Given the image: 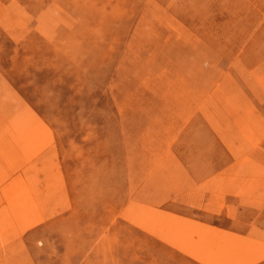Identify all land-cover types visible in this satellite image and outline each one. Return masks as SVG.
<instances>
[{"label":"rangeland","instance_id":"obj_1","mask_svg":"<svg viewBox=\"0 0 264 264\" xmlns=\"http://www.w3.org/2000/svg\"><path fill=\"white\" fill-rule=\"evenodd\" d=\"M156 2L0 0V264H264V0Z\"/></svg>","mask_w":264,"mask_h":264},{"label":"bare ground","instance_id":"obj_2","mask_svg":"<svg viewBox=\"0 0 264 264\" xmlns=\"http://www.w3.org/2000/svg\"><path fill=\"white\" fill-rule=\"evenodd\" d=\"M149 1H150V0H149ZM172 1H173V0H172ZM174 1H175V0H174ZM87 2H88V1H87ZM155 2H156V0H155ZM169 2H170V1H169ZM169 2H168V3H169ZM3 3H4V2H3ZM146 3H147V2H146ZM149 3H150V2H149ZM156 3H157V2H156ZM172 3H173V2H172ZM96 4H97V3H96ZM144 4H145V3H144ZM147 4H148V3H147ZM150 4H151V3H150ZM148 5H149V4H148ZM167 5H168V4H167ZM100 6H101V5H100ZM154 6H155V5H154ZM160 6H161V5H160ZM105 7H106V6H105ZM143 7H144V6H143ZM152 7H153V6H152ZM158 7H159V4H158ZM148 8H149V7H148ZM142 9H143V8H142ZM146 10H147V9H146ZM57 11H58V10H57ZM150 11H151V10H150ZM12 12H13V11H12ZM158 12H159V11H158ZM166 12H167V10H166ZM142 13H143V12H141V14H142ZM159 13H160V12H159ZM161 13H162V12H161ZM161 13H160V15H161ZM261 13H262V12H261ZM142 15H143V14H142ZM146 15H147V14H146ZM155 15H156V14H155ZM167 15H168V14H167ZM147 16H148V15H147ZM150 16H151V15H150ZM169 16H170V14H169ZM5 17H6V16H5ZM18 17H20V16H18ZM173 17H174V16H173ZM263 17H264V16H263ZM3 18H4V17H3ZM161 18H162V17H161ZM167 18H168V17H167ZM147 19H151V18L148 17ZM159 19H160V18H159ZM162 19H164V18H162ZM19 20H20V19H19ZM143 20H144V19H143ZM43 21H44V20H43ZM173 21H175V20H173ZM41 22H42V21H41ZM153 23H154V21H153ZM170 23H173V22L170 21ZM181 23H182V22H181ZM14 24H15V23H14ZM143 24H144V23H143ZM178 24H179V23H178ZM141 25H142V24H141ZM259 25H260V22H259ZM139 26H140V25H139ZM161 26H162V25H161ZM171 26H172V25H171ZM153 27H154V26H153ZM168 27H169V26H168ZM256 27H258V25H257ZM137 28H138V27H137ZM47 29H48V28H47ZM165 29H166V28H165ZM171 29H172V28H171ZM173 29H175L174 26H173ZM187 29H188V28H187ZM255 29H257V28H255ZM149 30H150V29H149ZM151 31H152V30H151ZM172 31H173V30H172ZM191 32H192V31H191ZM141 33H142V32H141ZM192 33H193V32H192ZM136 34H138V33H136ZM142 34H143V33H142ZM251 34H252V33H251ZM176 35H177V33H176ZM176 35H175V36H176ZM193 35H194V34H193ZM195 35H196V34H195ZM137 36H138V35H137ZM140 36H141V35H140ZM180 36H181V35H180ZM85 37H86V36H85ZM144 37H145V36H144ZM87 38H88V37H87ZM142 38H143V37H142ZM181 38H182V37H181ZM129 39H130V38H129ZM174 39H177V37L174 38ZM190 39H191V38H190ZM201 39H202V38H201ZM132 40H133V38H132ZM142 40H143V39H142ZM148 40H149V39H148ZM148 40H147V41H148ZM178 40H179V39H178ZM184 40H186V39L184 38ZM196 40H197V39H196ZM199 40H200V37H199ZM199 40H198V41H199ZM136 41H137V39H136ZM136 41H134V42H136ZM180 41H181V40H180ZM189 41H190V42H189ZM189 41H188L189 43H192L191 40H189ZM128 42H129V41H128ZM145 42H146V41H145ZM199 42H200V41H199ZM199 42H198V43H199ZM142 43H143V42H142ZM195 43H196V42H195ZM205 43H206V42H205ZM127 44H128V43H127ZM143 44H144V43H143ZM189 45H190V44H189ZM208 45H209V44H208ZM128 46H129V44H128ZM209 46H210V45H209ZM17 47H18V46H17ZM124 47H125V46H124ZM126 47H127V46H126ZM134 47H135V46H134ZM141 47H142V46H141ZM242 47H243V46H242ZM144 48H145V47H144ZM139 49H140V48H139ZM145 49H146V48H145ZM209 49H210V48H209ZM124 50H125V49H124ZM131 50H132V49H131ZM196 50H197V49H196ZM202 50H203V49H202ZM202 50H201V51H202ZM125 51H126V50H125ZM125 51H124V52H125ZM127 51H128V50H127ZM140 51H141V50H140ZM191 51H192V50H191ZM240 51H241V50H240ZM240 51H239V52H240ZM131 52H132V51H131ZM203 52H205V51L203 50ZM212 52H213V51H212ZM134 53H135V52H134ZM129 54H130V53H129ZM216 54H217V53H216ZM127 55H128V54H127ZM193 55H194V54H193ZM193 55H192V56H193ZM204 55H205V53H204ZM238 55H239V54H238ZM123 56H124V55H123ZM128 56H129V55H128ZM162 56H163V53H162ZM162 56H161V58H162ZM165 56H166V55H165ZM167 56H168V55H167ZM167 56H166V57H167ZM173 56H174V55H173ZM186 56H187V55H186ZM218 56H219V55H218ZM119 57H120V56H119ZM119 57H118V58H119ZM141 57H142V56H141ZM146 57H147V56H146ZM146 57H145V58H146ZM163 57H164V56H163ZM209 57H210V56H209ZM212 57H213V56H212ZM129 58H130V57H129ZM148 58H149V57H148ZM152 58H153V57H152ZM152 58H151V59H152ZM201 58H202V57H201ZM222 58H223V57H222ZM120 59H121V58H120ZM143 59H144V58H143ZM164 59H165V58H164ZM166 59H167V58H166ZM238 59H239V58H238ZM118 60H119V59H118ZM122 60H123V59H122ZM122 60H121V61H122ZM134 60H135V58H134ZM136 60H137V59H136ZM167 60H169V58H168ZM194 60H195V59H194ZM235 60H236V59H235ZM235 60H234V61H235ZM123 61H124V60H123ZM130 61H131V60H130ZM159 61H160V60H159ZM164 61H165V60H164ZM187 61H188V60H187ZM204 61H205V60H204ZM204 61H203V62H204ZM152 62H153V61H152ZM165 62H166V61H165ZM189 62H190V61H189ZM212 62H213V61H212ZM212 62H210V63H212ZM235 62H236V61H235ZM237 62H238V61H237ZM120 63H121V62H120ZM139 63H140V61H139ZM149 63H150V62H149ZM162 63H163V62H162ZM162 63L160 62V64H162ZM167 63H168V62H167ZM191 63H192V62H191ZM215 63H216V62H215ZM219 63H220V62H219ZM242 63H243V62H242ZM143 64H145V63H143ZM147 64H148V63H147ZM147 64H146V65H147ZM152 64H153V63H152ZM196 64H197V63H196ZM122 65H123V64H122ZM141 65H142V64H141ZM146 65H145V66H146ZM171 65H172V64H171ZM220 65H221V63H220ZM229 65H232V64H229ZM158 66H159V65H158ZM161 66H162V65H161ZM176 66H177V64H176ZM197 66H198V64H197ZM206 66H207V65H206ZM216 66H217V65H216ZM233 66H234V65H233ZM233 66H232V67H233ZM243 66H245V65L243 64ZM143 67H144V65H143ZM146 67H147V66H146ZM159 67H160V66H159ZM186 67H188V66H186ZM192 67H193V66H192ZM194 67H195V66H194ZM198 67H199V66H198ZM202 67H203V66H202ZM128 68H129V66H128ZM164 68H165V67H164ZM173 68H174V67H173ZM173 68H171V70H172ZM204 68H205V67H204ZM220 68H221V67H219V69H220ZM241 68H243V67H241ZM244 68H245V67H244ZM176 69H177V68H176ZM200 69H201V68L199 67V70H200ZM207 69H208V68H207ZM213 69H215V68H213ZM221 69H222V68H221ZM235 69H236V68H235ZM245 69H246V68H245ZM248 69H249V68H248ZM248 69H247V70H248ZM126 70H127V69H126ZM151 70H153V69L151 68ZM161 70H162V69H161ZM161 70H160V71H161ZM192 70H193V69H192ZM195 70H196V69H195ZM223 70H224V69H223ZM135 71H138V70H135ZM165 71L168 72L169 70H165ZM190 71H191V70H190ZM210 71H211V70H210ZM213 71H214V70H213ZM217 71H218V70H217ZM219 71H220V70H219ZM219 71H218V73H220ZM226 71H227V70H226ZM161 72H162V71H161ZM183 72H184V71H183ZM183 72H182V73H183ZM186 72H187V71H186ZM188 72H189V70H188ZM194 72H195V71H194ZM194 72H193V74H194ZM199 72L201 73V71H199ZM202 72H203V69H202ZM208 72H209V71H208ZM221 72H222V71H221ZM243 72H244V71H243ZM158 73H160V72H158ZM174 73H175V72H174ZM190 73H191V72H190ZM203 73H204V72H203ZM131 74H132V73H131ZM137 74H138V72H137ZM146 74H147V73H146ZM151 74H152V73H151ZM162 74H163V73H162ZM165 74H167V73H165ZM185 74H186V73H185ZM193 74H190V75L192 76ZM209 74H210V73H209ZM209 74H208V75H209ZM216 74H217V73H216ZM133 75H134V74H132V76H133ZM148 75H149V74H148ZM211 75H212V74H211ZM225 75H227V74H225ZM125 76H126V74H125ZM128 76H129V75H128ZM167 76H169V75L167 74ZM182 76H183V75H182ZM182 76H181V77H182ZM195 76H196V75H195ZM206 76H207V74H206ZM223 76H224V75H223ZM129 77H130V76H129ZM134 77H135V76H134ZM138 77H139V75H138ZM144 77H145V76H144ZM170 77H171V76H170ZM177 77H178V76H177ZM187 77H188V76H187ZM192 77H193V76H192ZM207 77L210 78L211 76H207ZM213 77H214V76H213ZM217 77H218V76H217ZM220 77H221V76H220ZM227 77H228V76H227ZM253 77H254V76H253ZM120 78H121V77H120ZM146 78H147V77H146ZM159 78H160V77H159ZM172 78H173V77H172ZM175 78H176V77H175ZM179 78H180V77H179ZM188 78L191 79L190 76H189ZM196 78H197V77H196ZM196 78H194V80H195ZM204 78H205V77H204ZM223 78H224V77H223ZM114 79H115V78H114ZM135 79H136V78H135ZM143 79H144V78H143ZM168 79H169V78H168ZM168 79H167V80H168ZM180 79H181V78H180ZM216 79H217V78H215V80H216ZM246 79H248V78H246ZM150 80H151V78H150ZM150 80H148V81H150ZM160 80H161V79H160ZM181 80H182V79H181ZM181 80H180V81H181ZM194 80H193V81H194ZM203 80H204V79H203ZM208 80H209V79H208ZM213 80H214V79H213ZM227 80H230V79L227 78ZM115 81H116V80H115ZM124 81H125V80H124ZM139 81H140V80H139ZM139 81H138V82H139ZM144 81H145V80H144ZM144 81H143V82H144ZM157 81H158V80H157ZM175 81H176V80H175ZM190 81H192V79H191ZM201 81H202V80H201ZM231 81H232V80H231ZM146 82H147V81H146ZM151 82H152V80H151ZM164 82H166V81H164ZM178 82H179V80H178ZM208 82H209V81H208ZM140 83H141V82H140ZM172 83H174L173 85L176 86L174 80H173ZM189 83H190V82H189ZM195 83H197V82H195ZM198 83H199V81H198ZM203 83H204V82H203ZM220 83H222V82H220ZM227 83H228V81H227ZM231 83H232V82H231ZM117 84H118V83H117ZM141 84H142V83H141ZM149 84H150V83H149ZM149 84H148V87H149ZM154 84H155V83H154ZM168 84H169V83H168ZM193 84H194V83H193ZM201 84H202V82H201ZM201 84H199V85H201ZM209 84H210V83H209ZM223 84H224V83H223ZM225 84H226V83H225ZM107 85H108V84H107ZM144 85H145V83H144ZM163 85H165V83H163ZM170 85H172L171 82H170ZM173 85H172V87H173ZM203 85H204V84H203ZM227 85H228V84H227ZM151 86H152V84H151ZM157 86H158V85H157ZM160 86H161V85H160ZM178 86H179V85H178ZM178 86H176L177 89H178ZM184 86H185V85H184ZM184 86H182V87H184ZM187 86H188V85H187ZM189 86H190V85H189ZM191 86H192V85H191ZM206 86H209L208 83H207ZM221 86H222V84H221ZM223 86H224V85H223ZM223 86H222V87H223ZM228 86H229V85H228ZM116 87H117V86H116ZM129 87H130V86H129ZM162 87H163V86H162ZM162 87H161V88H162ZM192 87H193V86H192ZM192 87H191V88H192ZM202 87H203V86H202ZM222 87H221V88H222ZM226 87H227V86H226ZM0 88H1V87H0ZM130 88H131V87H130ZM157 88H158V87H157ZM159 88H160V87H159ZM161 88H160V89H161ZM165 88H166V87H165ZM191 88H190V90H191ZM205 88H206V87H205ZM214 88H215V87H214ZM149 89H150V88H149ZM170 89H171V88H170ZM193 89H194V87H193ZM198 89H200V88H198ZM222 89H223V88H222ZM129 90H131V89H129ZM158 90H159V89H158ZM158 90H156V91H158ZM172 90H173V89H172ZM175 90H176V88H175ZM203 90H204V89H203ZM230 90H233V88H232V89L230 88ZM248 90H249V89H248ZM260 90H262V88H261ZM260 90H259V91H260ZM9 91H10V90H9ZM161 91H163V90H161ZM169 91H170V90H169ZM173 91H174V90H173ZM177 91H178V93H179V90H177ZM185 91H189L188 88H187V90H185ZM224 91H225V90H224ZM226 91H227V89H226ZM226 91H225V92H226ZM189 92H190V91H189ZM192 92H193V91H192ZM192 92H190V93H192ZM195 92H196V89H195ZM199 92H200V90H199ZM206 92H207V91H206ZM230 92H232V91H230ZM9 93H10V92H9ZM168 93H169V92H168ZM171 93H172V92H171ZM175 93H176V91H175ZM181 93H183V91H181ZM181 93H180V94H181ZM186 93H188V92H186ZM186 93H185V94H186ZM190 93H188V94H190ZM208 93H209V92H208ZM261 93H262V92H261ZM166 94H167V93H166ZM10 95H11V93H10ZM13 95H14V93H13ZM157 95H158V94H157ZM157 95H156V96H157ZM168 95H169V94H168ZM176 95H177V94H176ZM197 95H199V94L197 93ZM229 95H230V94H229ZM259 95H260V94H259ZM162 96H163V95H162ZM188 96H189V95H188ZM203 96H204V94H203ZM209 96H210V95H209ZM211 96H213V95L211 94ZM239 96H240V95H239ZM255 96H256V94H255ZM263 96H264V94H263ZM185 97H186V96H185ZM193 97H194V96H193ZM205 97H206V96H205ZM213 97H214V96H213ZM213 97H212V98H213ZM230 97H231V96H230ZM230 97H229V98H230ZM156 98H157V97H156ZM158 98H159V97H158ZM164 98H166V96H165ZM186 98H187V97H186ZM201 98H202V97H201ZM209 98H211V97H208V99H206V100H208V101L204 100V102H205V101H206V103L209 102ZM212 98H211V99H212ZM263 98H264V97H263ZM170 99H171V98H169V100H170ZM172 99H175V98H172ZM187 99H188V98H187ZM194 99H195V98H194ZM211 99H210V100H211ZM230 99H231V98H230ZM163 100H164V99H163ZM165 100L168 101V99H165ZM165 100H164V101H165ZM176 100H177V98H176ZM192 100H193V99H192ZM196 100H198V99H196ZM201 100H202V99H201ZM213 100H215V99H213ZM235 100H237V99H235ZM174 101H175V100H174ZM179 101H180V100H178V102H179ZM168 102H169V101H168ZM175 102H176V101H175ZM175 102H173V104H174ZM184 102H185V101H184ZM189 102H191V101H189ZM210 102H212V101H210ZM262 102H263V101H262ZM166 103H167V102H166ZM179 103H182V101H180ZM206 103H205V104H206ZM214 103H215V102H214ZM234 103H235V102H234ZM236 103H237V102H236ZM263 103H264V102H263ZM27 104H28V103H27ZM175 104H176V103H175ZM182 104H183V103H182ZM184 104H185V103H184ZM193 104H194V102H193ZM163 105H164V104H163ZM207 105H209V104L207 103ZM210 105H212V104H210ZM216 105H217V104H216ZM218 105H219V104H218ZM234 105H235V104H234ZM166 106L168 107V105H166ZM180 106L183 107V105H181V104H180ZM185 106H186V105H185ZM188 106H189V105H188ZM188 106H186V107H187V110H188ZM191 106H192V105H191ZM193 106H194V105H193ZM200 106H201V105H200ZM219 106H220V105H219ZM239 106H240V105H239ZM247 106H248V105H247ZM247 106H246V107H247ZM262 106H263V105H262ZM24 107H25V106H23V108H24ZM146 107H147V106H146ZM169 107H170V106H169ZM172 107H173V105H172ZM216 107H217V106H216ZM246 107H245V108H246ZM248 107H249V106H248ZM248 107H247V108H248ZM173 108H174V107H173ZM173 108H172V109H173ZM191 108H192V107H191ZM198 108H199V107H198ZM198 108H197V109H198ZM247 108H246V110H247ZM168 109H169V108H168ZM174 109H175V108H174ZM182 109H183V108H182ZM220 109L222 110V108L219 107V110H220ZM250 109H251V108H250ZM26 110H27V109H26ZM26 110H25V111H26ZM187 110H186L185 112H187ZM210 110H211V109H210ZM219 110H218V111H219ZM221 110H220V111H221ZM238 110H239V109H238ZM27 111H28V110H27ZM27 111H26V112H27ZM29 111H30V110H29ZM173 111H174V110H173ZM175 111H176V110H175ZM175 111H174V112H175ZM197 111H198V110H197ZM212 111H213V110H212ZM239 111H240V110H239ZM254 111H255V110H254ZM26 112H25V113H26ZM30 112H31V111H30ZM183 112H184V110H183ZM213 112H214V111H213ZM216 112H217V111H216ZM222 112H223V110H222ZM246 112H247V111H246ZM27 113H28V112H27ZM27 113H26V114H27ZM176 113H177V112H176ZM176 113H175V114H176ZM218 113H219V112H218ZM244 113H245V112H244ZM18 114H19V113H18ZM177 114H178V113H177ZM179 114H180V113H179ZM181 114H182V113H181ZM185 114H186V113H185ZM214 114H215V113H214ZM222 114H223V113H222ZM222 114H221V115H222ZM20 115H21V114H20ZM27 115H28V114H27ZM37 115H38V114H37ZM221 115H220V116H221ZM225 115H227V114L225 113L224 116H225ZM28 116H29V115H28ZM185 116H186V115H185ZM185 116H184L183 119H185ZM12 117H13V116H12ZM226 117H227V116H226ZM29 118H30V117H29ZM33 118H34V117H33ZM181 118H182V117H181ZM218 118H221V117H218V116H217V119H218ZM221 119L224 120V117L221 118ZM227 119H228V118H226V120H227ZM236 119H238V118H236ZM257 119H258V117H257ZM16 120H17V119H16ZM16 120H15V121H16ZM36 120H37V119H36ZM229 121H231V120L229 119ZM16 122H17V121H16ZM31 122H32V121H31ZM221 122H222V121H221ZM226 122H227V121H225V123H226ZM236 122H237V121H236ZM239 122H240V121H239ZM260 122H261V121H260ZM248 123H249V122H248ZM221 124H224V123H221ZM227 124H228V123H227ZM253 124H254V122H253ZM32 125H33V124H32ZM249 125L251 126L250 123H249ZM255 125H256V124H255ZM19 126H20V125H19ZM185 126H186V125H185ZM223 126H224V125H223ZM9 127H10V126H9ZM33 127H34V126H33ZM33 127H32V128H33ZM253 127H254V126H253ZM253 127H252V128H253ZM256 127H257V126H256ZM262 127H263V126H262ZM1 128H2V126H1ZM184 128H185V127H184ZM239 129H240V128H239ZM257 129H258V128H257ZM261 129H262V128H261ZM11 130H12V129H11ZM29 130H30V129H29ZM254 131H255V130H254ZM258 131H259V130H258ZM25 132H26V131H25ZM25 132H24V133H25ZM255 132H256V131H255ZM259 133H260V131H259ZM5 134H6V133H5ZM260 134H261V133H260ZM1 135H3V134H1ZM177 135H178V134H177ZM263 135H264V134H263ZM6 137H7V136H6ZM6 137H5V138H6ZM176 137H178V136H176ZM2 138H3V136H2ZM7 138H8V137H7ZM263 138H264V137H263ZM9 139H10V138H9ZM6 141H7V140H6ZM6 141L4 140V142H6ZM8 141H9V140H8ZM175 141H176V140H175ZM205 141H206V140H205ZM121 142H122V140H121ZM12 143H13V142H12ZM173 143H174V142H173ZM173 143H172V144H173ZM260 143H261V142H260ZM2 144H3V141H2ZM9 144H10V143H9ZM13 144H14V143H13ZM6 145H7V144H6ZM6 145H5V146L3 145V149L6 147ZM10 145H11V144H10ZM259 145H260V144H259ZM0 146H1V145H0ZM257 146H258V145H257ZM13 147H14V146H13ZM13 147H12V148H13ZM15 147H16V146H15ZM15 147H14V148H15ZM20 147H21V146H20ZM6 148H7V147H6ZM47 148H48V147H47ZM9 149H11L10 146H9ZM18 149H19V148H18ZM24 149H25V148H24ZM49 149H50V148H49ZM255 149H256V148H255ZM5 150H6V149H5ZM25 150H26V149H25ZM44 150H45V149H44ZM252 150H253V149H252ZM260 150H261V149H260ZM6 151H7V150H6ZM16 151H17V150H16ZM16 151H13V152L15 153ZM26 151H27V150H26ZM191 151H192V149H191ZM253 151H255V150H253ZM0 152H2V151H1V148H0ZM19 152H20V151H19ZM19 152H18V153H19ZM251 152H252V151H251ZM251 152H250V153H251ZM14 153H13V154H14ZM20 153H21V152H20ZM28 153H29V152H28ZM252 153H253V152H252ZM254 153H255V152H254ZM3 154H4V153H3ZM15 154H16V153H15ZM17 155H18V154H17ZM17 155H16V156H17ZM20 155H21V154H20ZM249 155H250V154H249ZM260 155H261V154H260ZM260 155H259V157H260ZM5 156H6V155H5ZM5 156H3V157H5ZM12 156H14V155H12ZM12 156H11V157H12ZM29 156H30V155H29ZM174 156H175V155H174ZM202 156H203V155H202ZM246 156H247V155H246ZM7 157H8V155H7ZM21 157H22V156H21ZM24 157H25V156H24ZM163 157H164V156H163ZM176 157H177V156H176ZM197 157H198V156H197ZM204 157H205V156H204ZM243 157H244V156H243ZM248 157H250V156H248ZM263 157H264V156H262V158H263ZM8 158H9V157H8ZM13 158H14V157H13ZM34 158H35V157H34ZM34 158H33V159H34ZM2 159H3V158H2ZM4 159H6V157H5ZM244 159H245V158H244ZM252 159L254 160V158H252ZM263 159H264V158H263ZM10 160L12 161L13 159H10ZM15 160H16V158H15ZM15 160H14V161H15ZM165 160H166V159H165ZM178 160H179V159H178ZM249 160H250V159H249ZM6 161H7V160H6ZM6 161H5V165L7 164ZM251 161H252V160H251ZM256 161H258V160H256ZM7 162H8V161H7ZM16 162H17V160H16ZM179 162H180V161H179ZM263 162H264V161H263ZM3 163H4V162H3ZM10 163H11V162H10ZM10 163H9V165H10ZM12 163H13V161H12ZM167 163H168V162H167ZM180 163H181V162H180ZM243 163H245V162H243ZM261 163H262V162H261ZM38 164H39V163H38ZM157 164L159 165V163H157ZM7 165H8V164H7ZM7 165H6V166H7ZM16 165H17V164H16ZM186 165L188 166V164H186ZM259 165H260V164H259ZM262 165H263V163H262ZM23 166H24V165H23ZM32 166H33V165H32ZM156 166H157V165H156ZM156 166H155V167H156ZM177 166H178V165H177ZM9 167H10V166H7V169H8V170H10V169L13 170L11 167H10V168H9ZM13 167H14V166H13ZM158 167H159V166H158ZM231 167H232V166H231ZM263 167H264V166H263ZM21 168H22V167H21ZM58 168H59V167H58ZM172 168H173V167H172ZM180 168H181V167H180ZM205 168H206V167H205ZM205 168H204V169H205ZM207 168H208V167H207ZM210 168H211V167H210ZM210 168H209V169H210ZM261 168H262V167H261ZM158 169H159V168H158ZM214 169H215V168H214ZM263 169H264V168H263ZM11 170H10V171H11ZM16 170H17V169H16ZM200 170H201V169H200ZM222 170H223V169H222ZM244 170H245V169H244ZM123 171H124V170H123ZM258 171H259V170H258ZM15 172H16V171H15ZM38 172H39V171H38ZM217 172H218V171H217ZM232 172H234V171H232ZM39 173H40V172H39ZM1 174H2V173H1ZM17 174H18V173H17ZM42 174H43V173H42ZM189 174H190V173H189ZM3 175H5V174H3ZM6 175H7V174H6ZM39 175H40V174H39ZM206 175H207V174H206ZM20 176H21V175H20ZM147 176H148V175H147ZM179 176H180V175H179ZM222 176H223V175H222ZM5 177H6V176H5ZM226 177H227V175H226ZM228 177H229V176H228ZM238 177H241V176L238 175ZM3 178H4V177H3ZM7 178H8V177H7ZM7 178H6V179H7ZM173 178H174V177H173ZM209 178H210V181H211V177H209ZM209 178H208V179H209ZM212 178H213V177H212ZM242 178H243V176H242ZM242 178H241V181H242ZM144 179H145V177H144ZM206 179H207V178H206ZM208 179H207V181L209 182ZM225 179H226V178H225ZM227 179H229V178H227ZM212 180H213V179H212ZM214 180H215V179H214ZM216 180H218V179L216 178ZM238 180H240V179H238ZM4 181H5V180H4ZM125 181H126V180H125ZM143 181H144V180H143ZM203 181H204V180H203ZM226 181H227V180H226ZM241 181H240V182H241ZM34 182H35V181H34ZM183 182H184V181H183ZM212 182H213V181H212ZM214 182H215V181H214ZM38 183H39V182H38ZM200 183H202V182H200ZM200 183H199V184H200ZM220 183H221V182H220ZM222 183H224V182H222ZM232 183H233V182H232ZM238 183H239V182H238ZM26 184H27V183H26ZM185 184H186V183H185ZM186 185H187V184H186ZM206 185H207V184H206V182H205V184H204L205 188H206ZM218 185H219V184H217V186H218ZM262 185H263V184H262ZM262 185H261V186H262ZM9 186H10V185H9ZM40 186H41V185H40ZM202 186H203V184H202ZM202 186H201V187H202ZM204 186H203V188H204ZM208 186H209V185H208ZM208 186H207V187H208ZM221 186H222V185H221ZM221 186H219V187H221ZM139 187H140V186H139ZM215 187H216V186H215ZM222 187H223V186H222ZM263 187H264V186H263ZM217 188H218V187H217ZM217 188H216V189H217ZM228 188H229V187H228ZM236 188H237V187H236ZM135 189H136V188H135ZM197 189H198V188H196V190H197ZM216 189H214V190L217 191ZM219 189H220V188H219ZM262 190H263V192H264V189H262ZM262 190L260 191V189H259V193H258L257 195L255 194V196H258V197H259V194H261L262 197H264L263 194H262V193H263ZM204 191H205V190H204ZM234 191H235V190H234ZM192 192H193V191H192ZM202 192H203V191H202ZM202 192H201V193H202ZM218 192H219V191H218ZM260 192H262V193H260ZM132 193H133V192H132ZM134 193H135V192H134ZM187 193H190V192H187ZM197 193H198V192H197ZM233 193H234V192H233ZM141 194H142V193H141ZM191 194H192V193H191ZM227 194H228V193H227ZM231 194H232V193H230V195H231ZM0 195H1V194H0ZM192 195H193V194H192ZM204 195H205V194H204ZM253 195H254V194H253ZM6 196H7V195H6ZM180 196H181V195H180ZM189 196H190V195H189ZM198 196H199V194H198ZM200 196H201V195H200ZM255 196H254V197H255ZM129 197H130V196H129ZM251 197H252V196H251ZM2 198H3V197H2ZM162 198H163V197H162ZM8 199H9V198H8ZM12 199H13V198H12ZM21 199H22V198H21ZM143 199H144V198H143ZM151 199H152V198H151ZM172 199H173V198H172ZM172 199H171V200H172ZM28 200H29V199H28ZM190 200H191V199H190ZM5 201H6V200H5ZM128 202H129V201H128ZM130 202H131V201H130ZM176 202H177V201H176ZM1 203H2V202H1ZM1 203H0V204H1ZM36 203H37V202H36ZM70 203H71V202H70ZM132 203H133V202H132ZM136 203H137V202H136ZM128 204H129V203H128ZM137 204H138V203H137ZM191 204H192V203H191ZM184 205H185V204H184ZM5 206H6V205H5ZM21 206H22V205H21ZM21 206H20L19 208H21ZM126 206H128V205H126ZM133 206H135V205H133ZM57 207H58V206H57ZM130 207H131V206H130ZM191 207H192V206H191ZM1 208H2V207H1ZM17 208H18V207H17ZM135 208H136V207H135ZM199 208H200V205H199ZM239 208H240V207H239ZM7 209H8V208H7ZM123 209H124V208H123ZM126 209H127V208H126ZM131 209H132V208H131ZM139 209H140V208H139ZM144 209H145V208H144ZM147 209H148V208H147ZM8 210H9V209H8ZM163 210H164V209H163ZM199 210H200V209H199ZM39 211H40V210H39ZM66 211H67V210H66ZM121 211H125V209H124V210H121ZM126 211H127V210H126ZM128 211H129V210H128ZM134 211H135V210H134ZM202 211H203V209H202ZM230 211H231V210H230ZM37 212H38V211H37ZM129 212H131V211H129ZM135 212H137V211H135ZM143 212H144V211H143ZM9 213H10V212H9ZM124 213H125V212H124ZM124 213H123V214H124ZM132 213H133V212H132ZM139 213H140V211H139ZM144 213H145V212H144ZM36 214H37V213H36ZM120 214H121V213H120ZM141 214H142V212H141ZM177 214H178V213H177ZM17 215H18V214H17ZM149 215H150V213H149ZM180 215H181V214H180ZM188 215H189V214H188ZM53 216H54V215H53ZM128 216H130V215H128ZM2 217H3V216H2ZM124 217H125V216H124ZM130 217H131V216H130ZM157 217H158V216H157ZM187 217H188V216H187ZM121 218H122V217H121ZM190 218H191V217H190ZM19 219H20V218H19ZM135 219H136V217H135ZM140 219H141V218H140ZM168 219H169V218H168ZM174 219H175V218H173V220H174ZM179 219H180V218H179ZM193 219H194V218H193ZM1 220H2V219H1ZM147 220H148V219H147ZM197 220H199V219H197ZM20 221H21V220H20ZM135 221H137V219H136ZM166 221H167V219H166ZM168 221H169V220H168ZM178 221H179V220H178ZM200 221H201V220H200ZM213 221H214V220H213ZM1 222H2V221H1ZM171 222H172V221H171ZM174 222H175V221H174ZM40 223H41V222H40ZM137 223H138V222H137ZM169 223H170V222H169ZM203 223H204V222H203ZM135 224H136V223H135ZM20 225H21V224H20ZM32 225H33V224H30V226H32ZM141 225L143 226V224H141ZM141 225H139V226H141ZM148 225H149V224H148ZM172 225H173V224H172ZM175 225H176V224H175ZM180 225H181V224H180ZM180 225H179V226H180ZM195 225H197V224H195ZM211 225H213V224H211ZM30 226H29V227H30ZM144 226H146V225H144ZM176 226H178V225H176ZM181 226H182V225H181ZM23 227H24V226H23ZM218 227H219V226H218ZM144 228H145V227H144ZM231 228H232V227H231ZM158 229H159V228H158ZM147 230H148V229H147ZM149 230H150V229H149ZM149 230H148V231H149ZM159 230H161V229H159ZM192 230H193V229H192ZM226 230H227V229H226ZM26 231H27V230H26ZM26 231H25V232H26ZM153 231H155V230H153ZM212 231H213V230H212ZM151 232H152V231H151ZM219 232H220V233H224V232H221V231H219ZM52 233H53V232H52ZM152 233H153V232H152ZM166 233H168V232H166ZM20 234H21V233H20ZM162 234H163V233H162ZM162 234H161V236H162V238H163V235H162ZM168 234H171V233H168ZM159 236H160V235H159ZM214 236H216V238L218 237V236L216 235V232L214 233ZM173 237H174V236H173ZM178 237H179V236H178ZM220 237H221V236H220ZM180 238H181V237H180ZM180 238H178V239H180ZM194 238H195V237H194ZM218 238H219V237H218ZM164 239H165V238H164ZM166 240H167V239H166ZM166 240H165V241H166ZM168 240H169V239H168ZM168 240H167V241H168ZM192 240H193V239H192ZM218 240H220V239H218ZM40 241H41V240H40ZM172 241H173V240H172ZM172 241H171V243H172ZM181 241H183V240H181ZM9 243H10V242H9ZM39 243H40V242H39ZM173 243H175V242L173 241ZM40 244H41V243H40ZM177 244L179 245V243H177ZM178 245H177V246H178ZM215 246H216V245H215ZM173 247H174V246H173ZM179 247H180V245H179ZM1 248H2V247H1ZM179 249H181V247H180ZM8 250H9V249H8ZM186 250H187V249H186ZM250 251H251V250H250ZM182 252H185V250L182 251ZM186 252H187V251H186ZM189 254H191V253H189ZM201 254H202V253H201ZM203 254H204V253H203ZM203 254H202V255H203ZM187 255H188V254H187ZM202 255H201V257H202ZM189 256H190V255H189ZM194 256H195V258H196V255H194ZM197 256H198V255H197ZM73 257H74V256H73ZM191 257H192V256H191ZM199 257H200V256H199ZM263 258H264V254H263L261 257L257 258L256 260H254V262H257V261H259L260 259H263ZM196 259H197V258H196ZM199 259H200V258H199ZM199 259H198V261H199ZM200 260H201V259H200ZM204 264H205V263H204ZM254 264H255V263H254Z\"/></svg>","mask_w":264,"mask_h":264},{"label":"crops","instance_id":"obj_3","mask_svg":"<svg viewBox=\"0 0 264 264\" xmlns=\"http://www.w3.org/2000/svg\"><path fill=\"white\" fill-rule=\"evenodd\" d=\"M193 179H195V182H200V177H198V176H193L192 177ZM196 179H199V180H196ZM230 198V200H234L235 198H233V197H229ZM228 198V199H229ZM249 210L247 209H244V210H242V215L245 217V216H248L249 215ZM218 221H220L219 223H223V224H228V226H229V224H231L232 222L228 219V218H226L225 216H223V217H215ZM214 218V219H215ZM230 228V227H229ZM35 229H38V226L37 227H34V228H32L30 231H33V230H35ZM239 229V228H238ZM240 229H244V227L243 226H241L240 227Z\"/></svg>","mask_w":264,"mask_h":264}]
</instances>
